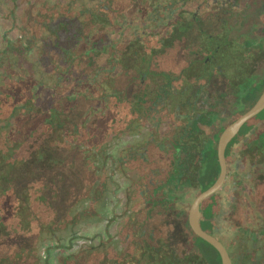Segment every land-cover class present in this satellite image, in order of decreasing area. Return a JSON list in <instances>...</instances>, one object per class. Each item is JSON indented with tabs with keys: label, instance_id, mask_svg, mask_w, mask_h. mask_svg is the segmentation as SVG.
Segmentation results:
<instances>
[{
	"label": "trees",
	"instance_id": "obj_1",
	"mask_svg": "<svg viewBox=\"0 0 264 264\" xmlns=\"http://www.w3.org/2000/svg\"><path fill=\"white\" fill-rule=\"evenodd\" d=\"M22 1L6 16L19 35L7 30L0 45V264H54L55 247L70 246L43 254L40 242L72 241L99 217L109 159L134 173L123 246L101 240L57 264H222L188 209L219 176L222 131L264 91V0ZM254 118L226 150V204L220 191L203 205L202 227L234 264H264V118ZM147 122L142 142L110 154L112 139Z\"/></svg>",
	"mask_w": 264,
	"mask_h": 264
},
{
	"label": "rangeland",
	"instance_id": "obj_2",
	"mask_svg": "<svg viewBox=\"0 0 264 264\" xmlns=\"http://www.w3.org/2000/svg\"><path fill=\"white\" fill-rule=\"evenodd\" d=\"M34 1V0H32ZM38 1V0H35ZM57 0H50V2H55ZM63 2H67L68 0H60ZM88 1L89 0H85ZM14 4H17V10L21 14L23 8L26 6V2L22 0H18L16 3H13L12 0H0V45L2 41L3 34L9 30V36L11 38H16L19 35L17 29L11 28V21L7 18V14L9 8ZM235 65L239 64L238 56L234 57ZM257 62H261L259 58ZM235 84V81H233ZM232 83V84H233ZM234 84L232 86H234ZM238 82L235 84V86ZM246 84V82L244 83ZM264 111L256 118L255 120L263 119ZM139 125V124H138ZM136 125L130 132H126L121 134L120 137L114 138L109 142L108 150L110 154L114 157L118 156L119 153L126 147L131 146L135 143L142 142L147 135L152 131L153 124L151 122L140 123L138 126ZM169 126V120L164 119L161 123L160 129L161 132H165L167 127ZM230 170L234 171V167L230 164ZM117 165L113 164L111 159L107 160L104 165L103 176L106 179V193L105 197L101 198V202L96 206L99 211V217L92 219H87L81 225L77 226L72 241L70 238H62V240L58 241L60 243H54L51 240H42L40 242V249L43 254L44 250L47 246L57 244H67L70 247H55V250L51 254V258H53L54 264H57V256L59 253L69 254L71 252H78L81 250H88L92 246H97L100 244L101 240H105L106 244L110 247H114L116 249H120L123 246V240L121 237V228L125 222L126 210L130 209V204L127 201V194L130 191V178L129 176H133V172H128V174H124L120 169L116 167ZM115 168L114 171L112 168ZM117 168V170H116ZM228 178V183L226 180V184L224 185L221 191L223 194V204H226L227 198L229 197V193L227 192L228 187L230 186ZM225 202V203H224ZM88 203L85 204V206ZM105 244V245H106ZM87 252V251H86ZM85 254V253H82ZM87 254V253H86ZM83 255L82 258H84ZM89 254V253H88Z\"/></svg>",
	"mask_w": 264,
	"mask_h": 264
},
{
	"label": "water",
	"instance_id": "obj_3",
	"mask_svg": "<svg viewBox=\"0 0 264 264\" xmlns=\"http://www.w3.org/2000/svg\"><path fill=\"white\" fill-rule=\"evenodd\" d=\"M264 110V91L255 102V104L239 116L236 120L230 123L221 133L218 144L217 153L220 164V173L216 181L207 189L199 193L191 202L188 209V222L191 229L201 238L213 245L221 255L222 264H234L231 254L223 243L216 235L205 230L201 225L203 218V205L204 202L211 196L219 193L226 182L228 174V163L226 158V150L229 143L237 136L246 122L257 116Z\"/></svg>",
	"mask_w": 264,
	"mask_h": 264
}]
</instances>
